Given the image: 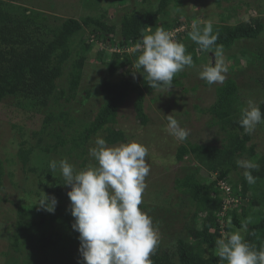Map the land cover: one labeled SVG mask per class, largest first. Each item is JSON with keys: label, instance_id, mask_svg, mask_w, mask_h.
<instances>
[{"label": "trees", "instance_id": "16d2710c", "mask_svg": "<svg viewBox=\"0 0 264 264\" xmlns=\"http://www.w3.org/2000/svg\"><path fill=\"white\" fill-rule=\"evenodd\" d=\"M131 1L136 6L134 11L125 13L115 24L110 21L108 13L111 7L118 6L119 1L92 4L99 10L97 15L58 21L56 16L16 4L15 0H0V104L15 97L19 101L18 107L25 112L36 107L50 110L41 130L33 134L37 146L28 142L23 127L19 125L12 126L18 130L21 139L16 155H10L11 151L6 152L0 143V202L10 204L8 210L15 209L18 218L13 230L7 231L11 251L7 252L5 264L83 263L79 233L72 228L74 217L70 203L66 204L71 189L63 185L65 180L59 166L53 171L50 162L57 158V162L66 159L77 172L91 166L86 144L100 132L104 133L103 138L109 145L128 143L131 138L116 127L119 110L139 91L142 96H138L135 104L137 116L144 125L148 124L143 94L163 89H153L141 69H130L140 55L136 45L142 42L144 35L155 33L147 32L148 27H162L172 32L184 26L179 17H171V14H180L184 10L183 0ZM222 1L215 0L218 5ZM251 9L252 6L248 8ZM226 11L228 17L222 15L220 22L212 23L214 34L218 35L214 48L219 46L222 51L231 52L240 43L261 39L264 19L240 20L237 6ZM258 12L263 14V10L258 9ZM232 18H235V24L229 23ZM206 19L204 17L201 19L204 22L198 24L201 29L208 23ZM192 31L175 34V39L185 45L194 61L192 67L186 66L173 79L171 89L180 88L184 94L190 90L183 82L187 77L186 70L203 61L215 63L212 61L214 51H198L199 45L191 38ZM87 34L123 52L111 53L108 77L100 85L104 103L95 119L82 130L71 133L69 130L75 121L69 119L66 107L77 98L87 55L94 47L86 42ZM128 48L136 50L128 54ZM105 53V50L99 52V61L103 62ZM242 54L250 55L251 66L264 70V53L257 55L254 51H242ZM68 64L66 89L60 81L65 77ZM259 74L254 79L252 75L250 81L256 79V84L264 81V72L261 77ZM240 90L237 81L229 78L217 87L214 104L204 109L196 106L199 113L210 116L208 127L219 128L222 139L216 144H207L187 138L179 146L176 162L184 163L189 159L196 165L195 169L175 180L178 197L172 198L177 199L176 207L185 209L183 232L175 237L172 247L157 246L150 255L152 264H221L216 240L241 230L242 222L248 218L251 223L242 235L257 249L264 246V149L253 141L257 133L264 134V124L258 125L251 135L244 133L238 121L247 104L242 100ZM59 107L60 110H56ZM259 108L264 113V102ZM238 159H249L258 165L252 170L253 176L258 177L255 184L246 181L244 170L237 166ZM96 163L93 158L92 164ZM15 164L20 165L19 173L12 168ZM204 168L209 170L210 180L201 176ZM210 174H215V179ZM226 186L230 188L228 193L224 189ZM43 192L58 199L54 213L38 210L36 204ZM226 200L233 202L227 207ZM172 203L173 200L159 203L160 213L167 209L165 214L155 212L161 224L173 213ZM234 206L240 207L242 212Z\"/></svg>", "mask_w": 264, "mask_h": 264}, {"label": "rangeland", "instance_id": "374dc122", "mask_svg": "<svg viewBox=\"0 0 264 264\" xmlns=\"http://www.w3.org/2000/svg\"><path fill=\"white\" fill-rule=\"evenodd\" d=\"M108 1H119L118 6L111 7L108 13L110 21H115L113 22L115 24L118 23V20L123 17L125 13L134 11L136 7L131 0ZM136 1L141 2V0ZM15 2L16 4L24 5L33 10H41L47 14L56 16L58 21L68 18L81 19V17L97 15L99 10L93 8L92 4L98 5L99 2L101 4L104 2V5L106 4L105 0H15ZM232 6H237L240 12L238 19L240 20L247 22L251 20V18L264 19V0H223L221 5H218L215 0H183L184 10L180 14H171V17H179L184 26L178 27V29L172 31V33H174L175 36L177 33H184L185 30L188 31L193 29L192 25L194 23L197 25L202 24L204 20L202 21L201 19L204 17L207 18V22L218 23L220 22L221 16L227 15L228 12L226 10ZM250 6H252L253 9L248 10ZM258 9L263 10V14H260ZM235 22V18H232L229 23L235 24ZM156 30L157 28H152V31L155 32ZM87 37L86 42L94 44V47L87 55L88 59L77 98L66 107V111L69 113V119L75 121L72 129L69 130L71 133L76 129L82 130L84 125L90 124L95 119L104 103L103 96L100 93V85L104 79L108 77V63L111 58V53L123 52L118 47L109 46L97 41L91 35L88 36L87 34ZM119 40H121L120 37L117 41L119 42ZM102 50L106 51L102 57L103 62L99 61V52ZM134 50L136 49L128 48L126 52L132 54ZM242 51H254L257 55L264 53V33L258 42L246 41L235 46L231 52L222 51V59L228 68L227 73H225V81L229 78L235 79L240 85V93L244 103H246L248 99H252L259 106L260 103L264 102V81L259 84L257 83V85L255 83L256 79L250 81V77L253 75L254 79L258 75V72L261 77L264 70L258 66L257 68L251 66L249 62L250 55H243ZM231 54L235 56H230ZM213 60H216L215 55H212V61ZM211 64H214L211 60L206 62L203 61L200 65L186 70L187 77L183 82L185 87L190 89L186 94H184L183 90L180 88H175L174 90H158L152 94L144 93V108L149 118L147 125H144L142 121L139 120L135 108L138 96H142L140 91L137 96L133 95L129 97L127 101L121 105L119 110L116 127L126 132L131 138L129 142L137 141L146 145L149 151L150 172L146 177L147 188L143 193L140 208L152 218L154 226L158 229V245L164 247H172L175 242V237L182 234L184 227L185 209L178 208V206L176 207L174 204L177 202V199L172 198L178 197V192L175 189V180L177 178H182L187 171L195 169L196 167L195 163L189 161V159L184 163L176 162L178 148L185 143V140L183 142H178L167 133L165 130L168 124L166 116L173 114L182 127L190 130V134L187 138L192 142L216 144L218 142L217 140H220V138L222 139L219 128L208 127L210 116L201 114L196 109V106L204 109L214 104L217 96V87L223 85L225 82L224 81L222 84L216 83L209 85L205 80L200 79L199 73L203 70V66ZM130 69L137 71L134 66ZM69 71L70 64L66 66L65 77L60 81V85L66 89H68L67 73ZM192 88H194V91ZM18 103L19 101L17 98L9 97L0 104V143L2 147H5L4 150L6 152L11 151L12 154L10 155H16L18 150L16 148L19 140H21L20 133L18 130L13 129L12 126L19 125L23 127L22 129L24 130L25 136L28 138V142L37 146L38 143L37 140H33V134L41 130L43 120L50 112L49 109L38 107L34 109L30 108L28 109L29 111L25 112L18 107ZM56 110H60V107ZM97 136L103 138L104 133L100 132ZM96 137L86 144V146L88 145L87 158L91 166L95 165L92 164L93 157L89 155V149L94 147ZM253 141L258 144L261 150L264 149L263 133H257ZM57 159H55V161H57ZM189 165L195 166L190 167ZM19 167L20 165L17 166V164L12 166L18 173L20 172ZM202 170L201 176L204 177L203 179H209V170L205 168ZM210 175L212 179H215V174ZM224 189L226 191L230 190L227 186L224 187ZM172 200L173 203L171 205H173V213L169 214L161 224L160 221H158V215L164 212L166 213L167 209H163L160 213L158 210L161 208L159 203L170 202ZM232 202V200H226L227 207L230 206ZM69 203L71 204V201H69V198H66V204L69 205ZM9 206L10 204L8 205V203L0 202V264L6 263L8 258L7 252L11 251L7 231L8 229H11V231L13 230L12 226L18 219L15 216L16 210L12 208L13 210L9 211ZM234 208H238V206H234ZM238 209L242 212L240 207ZM155 212H158V215H156ZM76 264L83 263L76 261Z\"/></svg>", "mask_w": 264, "mask_h": 264}, {"label": "clouds", "instance_id": "9594fccd", "mask_svg": "<svg viewBox=\"0 0 264 264\" xmlns=\"http://www.w3.org/2000/svg\"><path fill=\"white\" fill-rule=\"evenodd\" d=\"M191 38L199 45L198 51H214L213 65L203 66L200 79L208 84L223 83L228 68L222 59V49L213 47L218 38L213 25L208 22L201 29L192 25ZM147 32L152 29L148 27ZM140 55L134 67L141 69L153 89H171L174 77L185 67L194 65L193 56L187 53L184 44L175 39L174 33L157 28L155 33L144 35L136 45ZM239 124L244 133L251 135L258 125L264 124V113L252 99L246 101ZM166 131L178 142H183L190 130L180 125L169 114ZM89 155L97 162L95 166L75 171L66 159L51 161L50 169L59 166L65 183L70 186L72 228L79 233V252L83 264H152L150 255L159 242L158 229L152 218L144 212L143 193L147 188L146 177L150 172L149 151L137 141L109 145L97 136ZM237 166L243 169L246 181L255 184L252 170L258 165L249 159H238ZM44 193V192H43ZM58 205L55 196L44 195L38 200V210L54 213ZM231 221L229 220V223ZM251 218L242 222L241 230L222 235L216 240L217 255L223 264H264V246L251 245L242 235L248 230Z\"/></svg>", "mask_w": 264, "mask_h": 264}, {"label": "built area", "instance_id": "2783aa9c", "mask_svg": "<svg viewBox=\"0 0 264 264\" xmlns=\"http://www.w3.org/2000/svg\"><path fill=\"white\" fill-rule=\"evenodd\" d=\"M227 191H229V190H227Z\"/></svg>", "mask_w": 264, "mask_h": 264}]
</instances>
